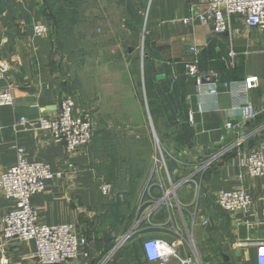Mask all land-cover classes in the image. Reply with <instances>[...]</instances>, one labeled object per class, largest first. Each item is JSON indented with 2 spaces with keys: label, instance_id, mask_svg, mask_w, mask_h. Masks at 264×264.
I'll return each mask as SVG.
<instances>
[{
  "label": "crops",
  "instance_id": "1",
  "mask_svg": "<svg viewBox=\"0 0 264 264\" xmlns=\"http://www.w3.org/2000/svg\"><path fill=\"white\" fill-rule=\"evenodd\" d=\"M138 4L147 12V54L158 69L155 82L171 80L179 88L181 95L174 100L187 110L188 134L183 140L188 142L181 145L180 138L179 143L173 140L171 159L155 166L149 160L152 137L141 119V106L134 109L128 97L131 94L124 101L111 102L107 116L97 109L93 119L90 111L95 109L80 97L75 99L74 115L91 118L94 136L87 148L72 155L49 132L21 125V117H58L62 101L70 97L67 67L53 61L48 36L33 34V25L42 21L41 0H0V61L11 66L10 79L0 81V91L10 88L14 96L12 106L0 107V175L16 165L19 149L29 161L51 166L56 177L32 199L40 221L73 224L88 239L76 260L62 264H98L134 226H138L136 240L109 264H147L142 244L149 238L169 242L192 264H257V244L264 243V177L249 176L238 159L264 148V33L249 29L241 16L231 19V32L223 35L198 19L184 23L206 12L209 0H138ZM186 63H196L202 77H215V95L207 92L208 83L206 91L198 90ZM249 76H258L260 85L246 102L242 92ZM148 84L151 103L160 102L163 97L153 95L157 84ZM249 102L256 112L252 120L244 115ZM155 121L157 136L161 131L167 136V130L173 135L180 132L179 120L169 123L168 118L158 117ZM228 124L236 128L228 129ZM239 140L241 145L207 173L185 183L213 153ZM105 150L115 175L109 194L102 191L109 181L101 168ZM119 174L124 175L122 187L116 182ZM239 189L252 195L249 212H228L217 205L219 192ZM14 208L0 188V264H34V241L1 240L4 218ZM136 241L137 255L131 257L128 252Z\"/></svg>",
  "mask_w": 264,
  "mask_h": 264
},
{
  "label": "built area",
  "instance_id": "2",
  "mask_svg": "<svg viewBox=\"0 0 264 264\" xmlns=\"http://www.w3.org/2000/svg\"><path fill=\"white\" fill-rule=\"evenodd\" d=\"M234 16L244 17L249 29H258L264 33V0H209L208 8L204 13L195 14L186 18L184 23L198 19L202 23H210L214 32L223 35L231 32V19ZM50 32V26L45 21H38L33 25V34L43 37ZM192 48V52H196ZM185 69L190 77L197 80L198 90L211 95L217 93L215 84L210 76H200L196 63H186ZM11 66L7 61H0V81L10 79ZM208 83V84H206ZM260 85L258 76H249L244 81L242 96L246 102L252 91ZM227 86V85H226ZM14 96L10 88L0 91V107L12 106ZM76 101L72 97H66L60 106L58 117H40L29 120L20 118L21 125H28L35 130L47 131L51 134L55 143L65 146L68 155L75 154L88 147L94 136L92 120L88 115L76 117L74 110ZM247 119H254L256 112L251 103H247L244 109ZM236 128L228 124V129ZM239 140L230 146H225L213 153L202 163L195 173L187 177L185 183L194 182L198 175L207 173L234 148L241 145ZM18 161L15 166L0 175V188L5 198L15 203V208L9 211L4 218V227L1 232V240L9 241L17 239L21 242L34 241L37 245L34 264H62L76 260L81 250L88 244V239L81 236L75 225H46L43 224L32 199L46 190L48 181L56 177L51 166L46 162L29 161L23 149H19ZM239 167L252 178L264 177V148L253 149L247 154L239 155ZM102 191L109 194L112 186L103 184ZM217 205L228 212L250 211L253 198L250 192L239 190H222L216 197ZM137 228L130 230L119 240L98 264H109L121 251L123 246L137 233ZM249 243H242L245 246ZM142 250L147 264H192L191 258H182L178 255L176 247L169 242L149 238L142 244ZM258 263L264 264V243L257 244ZM175 258L176 260H173Z\"/></svg>",
  "mask_w": 264,
  "mask_h": 264
},
{
  "label": "rangeland",
  "instance_id": "3",
  "mask_svg": "<svg viewBox=\"0 0 264 264\" xmlns=\"http://www.w3.org/2000/svg\"><path fill=\"white\" fill-rule=\"evenodd\" d=\"M41 2L42 20L50 26V32L46 36L52 43L53 61L67 67L70 97L74 99L80 97L89 103L95 109L90 111L93 119L94 114L98 112L97 109L103 110L107 116L111 102L124 101V97L131 94L128 97L134 102V109L137 105L141 106V119L144 120L152 137L154 147L149 154V160L156 166V162L163 164L164 161L171 159L170 154H174L170 151L172 141L179 143L180 138L181 145L188 142L183 140L188 134L185 122L187 110L182 107L181 102L178 104L174 100L178 99V93L181 95L176 84L173 85L171 80L163 84L155 82L158 69L153 58L147 54V12L140 9L138 0H41ZM14 14L12 15L16 16ZM150 81L157 84L153 89V95L163 97L160 102L151 103L152 96L147 88ZM129 88L131 90L128 93ZM158 117L168 118L169 123L179 120L177 125L179 134L173 135L172 130H167L170 132L169 136L162 134V131L160 136H157L159 131L155 118ZM108 155V150H105L102 154L101 168L102 172L108 175L106 180H109L107 181L109 184L115 175L110 172ZM200 162L198 160L197 164ZM119 177L116 182L122 187L125 181L121 178L124 175L119 174ZM171 185L172 183L167 181L166 186L170 192ZM134 237L125 245L136 240ZM134 243L128 252L131 257L137 255L138 243L137 241Z\"/></svg>",
  "mask_w": 264,
  "mask_h": 264
},
{
  "label": "water",
  "instance_id": "4",
  "mask_svg": "<svg viewBox=\"0 0 264 264\" xmlns=\"http://www.w3.org/2000/svg\"><path fill=\"white\" fill-rule=\"evenodd\" d=\"M159 79H162L163 77H158ZM213 82H215V77L212 78Z\"/></svg>",
  "mask_w": 264,
  "mask_h": 264
},
{
  "label": "trees",
  "instance_id": "5",
  "mask_svg": "<svg viewBox=\"0 0 264 264\" xmlns=\"http://www.w3.org/2000/svg\"><path fill=\"white\" fill-rule=\"evenodd\" d=\"M147 88H148V90H149V87H148V85H147Z\"/></svg>",
  "mask_w": 264,
  "mask_h": 264
}]
</instances>
